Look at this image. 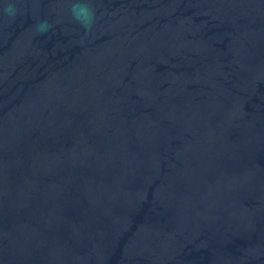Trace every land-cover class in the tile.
Wrapping results in <instances>:
<instances>
[{
  "label": "water",
  "instance_id": "water-1",
  "mask_svg": "<svg viewBox=\"0 0 264 264\" xmlns=\"http://www.w3.org/2000/svg\"><path fill=\"white\" fill-rule=\"evenodd\" d=\"M72 3L0 0V264H264V0Z\"/></svg>",
  "mask_w": 264,
  "mask_h": 264
},
{
  "label": "clouds",
  "instance_id": "clouds-1",
  "mask_svg": "<svg viewBox=\"0 0 264 264\" xmlns=\"http://www.w3.org/2000/svg\"><path fill=\"white\" fill-rule=\"evenodd\" d=\"M6 12L9 16L14 17L16 15V9L13 5H9L6 8ZM71 15L73 19L81 24L85 29H90L94 23L95 12L88 3V0H73L71 6ZM49 25L46 21H42L38 29L43 32L48 29Z\"/></svg>",
  "mask_w": 264,
  "mask_h": 264
}]
</instances>
